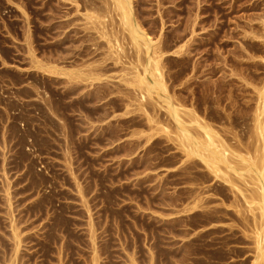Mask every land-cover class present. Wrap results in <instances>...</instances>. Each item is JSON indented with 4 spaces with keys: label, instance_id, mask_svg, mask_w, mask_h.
Here are the masks:
<instances>
[{
    "label": "rangeland",
    "instance_id": "374dc122",
    "mask_svg": "<svg viewBox=\"0 0 264 264\" xmlns=\"http://www.w3.org/2000/svg\"><path fill=\"white\" fill-rule=\"evenodd\" d=\"M133 1L153 39L164 28L175 102L253 154L264 0ZM115 19L107 0H0V264H251L250 180L229 188L185 156L127 82L137 54Z\"/></svg>",
    "mask_w": 264,
    "mask_h": 264
},
{
    "label": "bare ground",
    "instance_id": "6f19581e",
    "mask_svg": "<svg viewBox=\"0 0 264 264\" xmlns=\"http://www.w3.org/2000/svg\"><path fill=\"white\" fill-rule=\"evenodd\" d=\"M162 1V0H161ZM141 2V1H140ZM143 2V1H142ZM262 2V1H261ZM264 2V1H263ZM107 3L110 7V9L113 10V12L116 15V19L115 22H111L112 24H116V31L119 33H121V36L124 40L127 41V44L129 46H131V48H134L132 51L136 52V54H134V56H136V60L138 62H136L135 64L138 63L137 67L135 66V64L133 65V67H136L135 73H133V77L132 79H126V81L129 83L130 86L138 88L140 93L138 92V89L136 90L142 100L144 99H152L150 101H155L157 103V106L165 109V111H167L166 115L168 114V117L170 120H172L173 125L175 126V130L173 129V132H175L174 137L177 140L178 146L181 147L183 149L182 152H185V156L188 158H192L195 157L200 159V161L205 165V167L207 168V170H209V174L211 173L213 175V178L215 177V179L219 178L220 180L224 181L225 183H227V186L229 187H233L236 188L238 190H242V192L244 191L242 188H240V186H238V183L235 181L236 179H234V175L237 177H240L244 180H246L248 178V180L250 181H246V184H250V186L248 185L247 187H250V191H248V193L250 192V194L253 196L249 195H244L246 203L249 205V207L252 208L254 207L253 211L251 212L252 216H253V224L255 225L254 229V234L250 235L249 237L254 235L253 238V242L255 243L254 249H255V257L254 260H252L251 264H264V117L262 118L261 116L264 114V91H260V104L261 105H256L257 109H256V115H250L251 117L256 116L255 119L252 118V120L254 121L253 124H255V127H251V130H253V134L254 132L256 133L255 135L260 137V139L262 138L263 141H260L261 144L263 145H259V148L255 147L253 148L254 153L251 154L248 153V150H246V146H245V150L247 151V154H244L239 150H237V146L240 144H237L236 142L235 144H237L236 146L234 145V143L231 142H227L225 141V139H223L221 135L217 130L220 131V129H213L216 128L213 127L212 125H210V123H207L204 120H201L200 118H198V115H196L195 111H193V109H184L183 106L180 103L175 102V100L177 99H173L175 95V93L173 95H171L169 93V90L167 88L166 82L164 80V76H163V72L164 70H162V58L164 59L165 56L164 55V46L165 45V40L162 38L163 36L161 35L162 30L164 29L163 27L160 29L161 33L159 34L160 36H158L157 38L153 39L151 37V35H149V33H152L149 31V33L144 29V23L141 22V19L143 18V16L141 17L143 12H146L143 8V12L141 10V8H136L137 6L134 5V1L133 0H107ZM161 3V2H160ZM244 3V2H243ZM249 3V1H248ZM254 2H252L253 4ZM138 4V3H137ZM200 3H198L199 5ZM223 4V3H221ZM251 4V5H252ZM141 5H143L141 3ZM180 5V4H179ZM178 5V6H179ZM232 5V4H231ZM235 5V3H234ZM232 5V6H234ZM250 5V6H251ZM256 5V3H255ZM262 5V4H261ZM136 6V7H135ZM213 6V5H212ZM245 6V5H244ZM253 6V5H252ZM144 7V6H143ZM204 7V6H203ZM202 7V8H203ZM235 8V7H234ZM255 9V8H253ZM258 9V8H256ZM263 9V8H262ZM202 10V9H201ZM165 11V10H164ZM199 11V10H197ZM163 12V11H162ZM200 12V11H199ZM203 12V10H202ZM218 13V12H217ZM144 14V13H143ZM159 14V13H158ZM166 14V13H164ZM215 14V13H214ZM161 15V14H160ZM163 15V14H162ZM202 16V15H201ZM91 17V15L89 16ZM141 17V19H140ZM198 16H196L197 18ZM195 18V19H196ZM198 19V18H197ZM165 20V19H164ZM192 20V19H191ZM143 21V20H142ZM151 21H153L151 19ZM196 21V20H195ZM253 20L248 21L249 23H252ZM145 22V21H144ZM158 22V21H157ZM164 22V21H163ZM161 21V24L163 23ZM192 22V21H191ZM194 23V22H193ZM201 23V22H200ZM250 23V24H251ZM151 24V23H150ZM154 24V23H153ZM160 24V23H159ZM187 24V22H186ZM185 24V25H186ZM190 24V23H189ZM248 24V23H247ZM96 25V24H95ZM200 25V24H199ZM105 26V25H104ZM157 26V25H156ZM165 26V25H163ZM188 26V25H187ZM193 26V25H192ZM217 26V25H216ZM251 26L253 27L254 25L251 24ZM94 27V26H93ZM106 27V26H105ZM153 27V26H152ZM185 27V26H184ZM183 27V28H184ZM196 27V26H195ZM218 27V26H217ZM248 27H250L248 25ZM252 27L249 28V33L248 35H251L253 38V40L255 38H258L259 36L257 35V37H255L254 33L255 31H252ZM97 29V27H94ZM166 28V27H165ZM203 28V27H202ZM255 27H253L254 29ZM147 29V28H146ZM186 29V28H185ZM188 29V28H187ZM152 30V28H151ZM178 30V29H177ZM189 30V29H188ZM195 30V29H194ZM158 31V30H157ZM178 32V31H177ZM180 32V31H179ZM185 32V31H184ZM193 32V31H192ZM215 32V31H214ZM154 33V32H153ZM165 33V32H164ZM172 33V32H171ZM191 33V32H190ZM174 34V33H173ZM176 34V33H175ZM174 34V35H175ZM179 34V33H178ZM183 34V33H181ZM188 34V33H187ZM193 34V33H192ZM257 34V33H256ZM155 35V33H154ZM158 35V34H157ZM166 35V34H165ZM189 35V34H188ZM162 36V37H161ZM173 36V35H172ZM184 36V35H183ZM246 37V35H244ZM250 36V38H251ZM261 35L260 38L264 39V37L262 38ZM175 37V36H174ZM181 37V35H180ZM191 37V36H190ZM255 37V38H254ZM197 38V36H196ZM218 38V37H217ZM163 39V41H162ZM175 39V38H174ZM178 39V38H177ZM259 39V38H258ZM118 40V39H117ZM193 40V39H192ZM199 40V39H198ZM197 40V41H198ZM170 41V39H169ZM252 41V40H251ZM264 41V40H261ZM260 41V42H261ZM168 42V41H167ZM186 42V41H185ZM203 42V41H202ZM253 42V41H252ZM187 44V43H185ZM195 44V41H194ZM253 43H251L252 45ZM256 44V43H255ZM184 45V43L182 44ZM190 45V44H189ZM192 45V44H191ZM167 46H169L167 44ZM172 46V45H171ZM185 46V45H184ZM198 46V45H196ZM255 46V45H254ZM257 46V45H256ZM182 47V46H181ZM188 47V46H187ZM191 47V46H190ZM199 47V46H198ZM167 49V48H166ZM173 49V48H172ZM180 50V48H178ZM182 49V48H181ZM184 49V48H183ZM253 49V48H252ZM168 50V49H167ZM177 52H179L178 50H176ZM182 51V50H181ZM168 52V51H167ZM174 51V53H177ZM183 52V51H182ZM171 53V52H170ZM180 53V52H179ZM190 54V53H189ZM120 55V54H119ZM144 55V56H143ZM173 55V54H172ZM179 55V54H178ZM253 55V54H252ZM118 56V54H117ZM121 56V55H120ZM122 57V56H121ZM119 57V58H121ZM251 57V56H250ZM249 57V58H250ZM118 58V59H119ZM135 58V57H134ZM166 58V57H165ZM254 58V57H253ZM252 59V58H251ZM255 59V58H254ZM36 62V61H35ZM139 62L141 64H139ZM256 62V61H255ZM254 62V63H255ZM199 64V63H198ZM132 65V64H131ZM163 65V64H162ZM195 65V64H194ZM37 66H40V64H37ZM139 66V67H138ZM165 66V65H164ZM133 68V69H134ZM195 68V67H193ZM199 68V67H198ZM210 68V67H209ZM165 69V68H164ZM197 69V67H196ZM206 69V68H205ZM204 70V69H203ZM167 73V72H166ZM173 75V74H172ZM175 76V75H173ZM167 77V76H166ZM98 79V77L96 78ZM166 79V78H165ZM95 80V79H94ZM169 87V86H168ZM264 87V86H263ZM134 88V89H135ZM258 88V87H257ZM258 90V89H256ZM258 93V92H257ZM259 95V94H258ZM173 96V97H172ZM257 97V95H256ZM175 98V97H174ZM154 99V100H153ZM148 100V99H147ZM258 100V99H257ZM145 101V100H144ZM206 101V100H205ZM259 101V100H258ZM179 102V101H178ZM142 103V102H141ZM147 105V103H145ZM155 104V103H154ZM255 104V103H254ZM257 104V103H256ZM144 106V102L142 104ZM153 105V104H150ZM245 106V105H244ZM247 106V105H246ZM252 107V106H251ZM142 108V107H141ZM147 108V107H146ZM143 109V108H142ZM141 109V110H142ZM145 109V108H144ZM143 109V111H145ZM253 109V108H252ZM148 110V109H146ZM161 110V109H160ZM196 110V109H195ZM197 111V110H196ZM146 112V111H145ZM158 112V111H157ZM156 112V113H157ZM164 112V111H163ZM165 113V112H164ZM253 113V112H251ZM263 113V114H262ZM148 116V113H146ZM198 114V112H197ZM156 115V114H155ZM159 115V114H158ZM165 115V114H163ZM152 116V114H151ZM264 116V115H263ZM172 119H171V118ZM217 117V116H216ZM150 118V116H149ZM157 118V117H156ZM162 118V117H161ZM202 118V117H201ZM205 118V117H204ZM232 118V117H231ZM239 118V117H238ZM247 118V117H246ZM151 119H153L151 117ZM158 119V118H157ZM165 119V118H164ZM235 119V118H234ZM249 119V118H248ZM150 120V119H149ZM159 120V119H158ZM161 120V119H160ZM159 120V121H160ZM155 121V120H154ZM163 121V120H162ZM151 122V120H150ZM153 122V121H152ZM151 122V123H152ZM158 122V121H156ZM171 122V121H170ZM169 123V122H168ZM160 123H157L156 125H158ZM162 124V123H161ZM239 124V123H238ZM252 124V123H251ZM250 125V124H249ZM160 126V125H159ZM166 126V125H164ZM169 126V124H168ZM213 127V128H212ZM249 127V126H248ZM161 129V127H159ZM164 128V127H163ZM163 128L161 130H163ZM154 129V128H153ZM166 129V127H165ZM164 129V130H165ZM156 130V128H155ZM223 130V129H222ZM249 130V129H248ZM153 131V130H151ZM159 131V130H158ZM157 131V132H158ZM168 131V129H167ZM172 131V128L171 130ZM232 132V131H231ZM250 132V131H249ZM150 133V132H149ZM155 133V132H154ZM168 134V132H166ZM170 133V132H169ZM225 133V131H224ZM251 133V134H252ZM147 134V133H146ZM152 134V133H151ZM220 134V135H219ZM227 134V133H226ZM232 134V133H231ZM239 134V133H238ZM149 135V134H148ZM171 134H169L170 137ZM173 135V134H172ZM228 135V134H227ZM240 135V134H239ZM150 136V135H149ZM229 136V135H228ZM253 136V135H252ZM148 137V136H147ZM168 137V138H169ZM172 137V136H171ZM224 137V136H223ZM231 137L236 138L235 136H233V134L231 135ZM238 137V136H237ZM251 137V136H250ZM249 137V138H250ZM174 138L172 140H174ZM241 138V136H240ZM254 139H257V137H253ZM150 139V138H149ZM229 139V138H228ZM253 139V140H254ZM148 140V138H147ZM175 140V141H176ZM233 139L229 140L232 141ZM241 140V139H240ZM174 141V142H175ZM239 141V140H237ZM251 141V140H250ZM259 141V140H258ZM149 142V141H147ZM257 142V140H256ZM176 143V142H175ZM242 140H241V144H242ZM247 143V142H245ZM254 144V142H252ZM138 144V143H137ZM240 144V145H241ZM252 144V145H253ZM260 144V143H259ZM239 145V146H240ZM247 146L249 144H246ZM251 145V142H250ZM137 146V145H136ZM255 146V144L253 145ZM252 146V147H253ZM139 147V146H137ZM250 147V148H252ZM132 148V147H131ZM134 148H136L134 146ZM180 148V149H181ZM243 148V149H244ZM252 150V151H253ZM132 151V150H130ZM181 151V150H180ZM202 164V165H203ZM193 168V167H192ZM186 169V168H185ZM205 169V168H204ZM187 173V171H185ZM184 173V172H183ZM198 173V172H197ZM204 173V172H203ZM185 174V173H184ZM186 175V174H185ZM199 175V174H198ZM188 176V175H187ZM208 176V175H207ZM200 177V176H199ZM198 177V178H199ZM210 177V176H209ZM188 178V177H187ZM190 178V177H189ZM202 179V176L200 177ZM206 178V177H205ZM211 178V177H210ZM191 180V179H190ZM198 180V179H197ZM200 180V179H199ZM207 180V179H206ZM214 180V179H213ZM194 181V180H193ZM204 181V180H203ZM201 181V182H203ZM212 181V180H211ZM239 181V180H237ZM209 182V181H207ZM250 182V183H249ZM224 183V184H225ZM212 183H210L211 185ZM219 184L221 185V183L219 182ZM229 184V185H228ZM197 185V184H196ZM218 185V186H220ZM252 186V187H251ZM198 187V186H197ZM200 187V186H199ZM209 187V186H208ZM221 187V186H220ZM219 187V189H220ZM224 187V186H223ZM229 187V188H230ZM252 188V190H251ZM193 189V187H192ZM204 189V188H203ZM228 189V188H227ZM226 189V190H227ZM232 189V188H231ZM247 189V188H246ZM245 189V190H246ZM195 190V189H194ZM223 190V189H222ZM193 191V190H192ZM252 191V192H251ZM197 192V191H196ZM199 192V191H198ZM197 192V193H198ZM206 192V191H205ZM185 193V192H184ZM196 193V194H197ZM200 193V192H199ZM202 193V192H201ZM207 193V192H206ZM205 193V194H206ZM212 193V192H211ZM210 193V194H211ZM217 193V192H216ZM247 191L245 194H248ZM191 194V193H190ZM208 194V193H207ZM209 194V195H210ZM255 194V195H254ZM194 195V194H193ZM201 195H199L200 197ZM207 196V195H206ZM251 196V197H250ZM171 197V196H169ZM188 197V196H187ZM192 197V196H191ZM208 196V199H210ZM251 199H250V198ZM195 198V197H194ZM193 198V199H194ZM213 198V197H211ZM249 198V200H248ZM253 198V199H252ZM191 199V198H190ZM192 199V201H193ZM205 199V198H204ZM203 199V200H204ZM214 199V198H213ZM171 200V199H170ZM202 200V201H203ZM172 201V200H171ZM170 201V202H171ZM174 201V200H173ZM191 201V200H190ZM197 201V200H195ZM200 201V198L199 200ZM201 201V202H202ZM207 202V200H206ZM237 202V201H236ZM234 202V204L236 203ZM172 203V202H171ZM202 204V203H201ZM255 204V205H254ZM231 205V204H230ZM236 205V204H235ZM233 205V206H235ZM194 206V205H193ZM210 207V205H208ZM207 206V207H208ZM214 205H212L213 207ZM219 206V205H217ZM217 206L215 208H217ZM222 206V205H221ZM224 206V205H223ZM222 206V208H223ZM206 207V208H207ZM226 207V205H225ZM247 207V206H246ZM228 208V207H226ZM196 209V208H195ZM220 209V208H219ZM218 209V210H219ZM239 209V208H238ZM237 209V210H238ZM207 210V209H206ZM222 210V209H221ZM193 211V210H192ZM197 211V210H196ZM214 210L212 209V212ZM226 211V210H225ZM224 211V212H225ZM240 211V210H239ZM242 211V210H241ZM179 212V211H178ZM223 212V213H224ZM228 212V211H227ZM226 212V213H227ZM201 213V212H200ZM203 213V212H202ZM241 213V212H239ZM183 213L181 212V215ZM216 214V213H215ZM220 214V213H219ZM214 215V214H213ZM201 216V215H200ZM212 217V216H211ZM217 217V216H216ZM220 217V216H218ZM180 217H178L179 219ZM205 218V217H204ZM247 218V216H246ZM245 218V219H246ZM249 219V218H248ZM181 220V219H180ZM205 220V219H204ZM247 221V220H246ZM250 221V220H249ZM178 222V221H177ZM200 222V221H199ZM205 222V221H204ZM208 222V221H207ZM186 223V222H185ZM184 223V224H185ZM251 223V221H250ZM249 223V224H250ZM248 224V226H249ZM209 225V224H208ZM210 226V225H209ZM245 226V225H244ZM211 227V226H210ZM250 228V227H248ZM253 230V229H252ZM246 231V230H245ZM17 233V231H14ZM209 232V231H208ZM207 232V233H208ZM247 232V231H246ZM245 232V233H246ZM248 233V232H247ZM253 233V232H252ZM15 235V234H14ZM17 236V235H16ZM19 239V238H18ZM226 241V240H225ZM18 243V240H17ZM19 243H20V239H19ZM222 243V242H221ZM225 245V244H224ZM20 247V246H19ZM208 247V246H207ZM18 248V246H17ZM227 248V247H226ZM240 249V248H239ZM236 250V249H235ZM18 251V250H17ZM16 251V252H17ZM232 251V250H231ZM240 251V250H239ZM95 258V257H94ZM95 260V259H94ZM97 261V260H96ZM95 261V262H96ZM94 262V261H93ZM98 263V262H97Z\"/></svg>",
    "mask_w": 264,
    "mask_h": 264
}]
</instances>
